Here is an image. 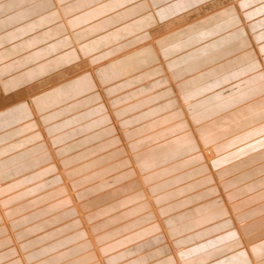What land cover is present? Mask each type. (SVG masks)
<instances>
[{
    "label": "crops",
    "instance_id": "0c3cea01",
    "mask_svg": "<svg viewBox=\"0 0 264 264\" xmlns=\"http://www.w3.org/2000/svg\"><path fill=\"white\" fill-rule=\"evenodd\" d=\"M146 1L0 0V109L19 103L23 118L0 135V156L29 162L36 146L43 159L3 183L0 201L29 188L11 206L34 213L64 200L63 180L104 264H264V0L240 10L231 0H172L171 16ZM194 143L212 148L208 170L191 158ZM10 216L0 213V264H21L3 224ZM33 223L19 240L42 228ZM64 263L74 264H52Z\"/></svg>",
    "mask_w": 264,
    "mask_h": 264
},
{
    "label": "rangeland",
    "instance_id": "374dc122",
    "mask_svg": "<svg viewBox=\"0 0 264 264\" xmlns=\"http://www.w3.org/2000/svg\"><path fill=\"white\" fill-rule=\"evenodd\" d=\"M242 1L243 0H231L228 6L234 5V6H237V8L239 9L238 3ZM253 1L257 2L256 0H253ZM213 12H216V11H213ZM210 14L211 13L201 14L198 16L199 18H197L196 20L203 21ZM240 16H241V13L238 16L239 22H240ZM77 45H78L77 42H74L72 44L73 47H77ZM263 70H264V66H263ZM18 107H19V103L13 106H10L8 108L0 109V135L1 136H7L8 130H10L9 128L17 125L23 119L22 117H20L19 113L16 112V108ZM179 107H180L178 108L179 113H181L182 110H184L185 112V104H183L181 100H179ZM13 118L14 120H12ZM149 138H151V136L148 138H144V139L147 141ZM43 142H44V147L46 149V153L44 157H47L49 161L54 162L55 161L54 159H56V155H55L56 152L53 151L52 141L49 138H44ZM153 144L147 147H150ZM194 145L198 148H197V151L191 155V158H195L201 161V164H204V167L208 170V166L210 162H212L214 159L210 160L206 151L212 150V148H204L202 147V145H199L196 143H194ZM17 146L22 147L23 141L21 140L17 142L16 144H12V142L11 144H6V147L8 149L7 154L15 150ZM177 146L178 145L175 143L170 144L168 146V149L163 154L165 156L170 155L172 151L177 149ZM123 147L124 149H126L125 151H127V157L129 161L132 163L133 171H135L138 177V180L141 181L144 177L142 173L143 168L139 165L136 166L134 162V158H133V155L137 152V150L134 149L133 143H130L129 147H125V146ZM35 150H36V146L30 148V151L33 153L32 155L34 157H32L29 162L23 161L24 155L26 154H19V152L14 153L11 158H9L10 156L4 157V158L3 156H0V192L3 190V183L9 182V180H12L15 178L22 177L24 174L28 173L29 171L35 170L43 165V159L41 158V156L38 155L35 157L36 155L34 153ZM1 158H3L2 159L3 161L1 160ZM15 159L17 161H12ZM12 162H16V163L11 165ZM207 176H209V174ZM174 177L175 175L173 176V178ZM16 184L20 186V181L18 180ZM60 184L66 188L65 198H63L64 200L61 199L52 206L45 205L43 207L45 208L44 210L43 208H38L37 210L33 211L34 213L28 212L25 214H19L20 212L23 213V210H24L23 208L27 209L25 203L22 206L20 204L21 202L15 203L11 206V203L15 202L19 196L23 198L25 197V193H27V195L31 193L32 191H30L29 188L21 189V191L19 192L20 194L14 199H7L3 203H1L0 201L1 207L6 206V209L2 207V210L0 211L1 215H5V212L7 211H8V215H11L9 219L3 220V224L7 230V233H6L7 238L10 239L11 244L13 245V247L16 249L18 253V255L16 256L18 257V262L19 263L21 262V264H28V262L22 261L23 255H25L26 259L30 261V264H34V262L38 264H52L54 261H62V262L71 261L74 264H80L81 262L82 264H86L89 262H92L93 264H104V259L102 258H104L105 256L100 251H99L100 253L98 252L99 246L95 243V238H96L95 235L89 231V225L87 222L88 218H87L86 213L81 210L79 203H75L74 198H73L74 193H72L71 190L68 189L67 183L61 180ZM141 189L144 192H146L145 186L144 187L141 186ZM145 196H146L145 198L146 201L149 202L150 201L149 195L145 194ZM221 206L223 207L224 205L222 204ZM41 209L42 211H40ZM153 212H156V211L153 210ZM63 216H64L63 220L59 221L60 217L62 218ZM195 219L196 217L193 216L191 218V221L193 222ZM156 221H157L156 223L160 224L159 223L160 220L157 219ZM33 222H35L36 224H34ZM32 223L34 224V226L41 225L42 228L38 229L36 233L33 236L27 238L26 241L23 242V240H19V238L16 236V233L19 232V230H22L23 228L28 229V227H30V224ZM194 223H199V221L194 222ZM69 224H71V226ZM162 224L164 226V221L161 222V225ZM69 231L71 232L69 233ZM105 235H107V233H105ZM38 237H41L40 242L33 243L32 241H34ZM69 238H74V239L69 240ZM54 240L58 242V245L60 243L59 247L62 246V248L58 247V249L56 250L54 249L55 247L53 248V246L49 245V244H52V241ZM45 245H49L48 248L50 250L49 249L47 250L45 248ZM33 246L36 248H31ZM86 246L88 247V252L86 255H84L82 254L84 251L83 248ZM20 247H24L25 249H29V250H26L25 252H19L18 248ZM53 250L55 251L51 252ZM31 251H34V252L32 253ZM81 251L82 253L78 255V253ZM33 255L39 256L40 258L36 260H32L31 256ZM84 257L86 258L87 262H84V259H83ZM49 258H51L53 261H49L48 260Z\"/></svg>",
    "mask_w": 264,
    "mask_h": 264
},
{
    "label": "bare ground",
    "instance_id": "6f19581e",
    "mask_svg": "<svg viewBox=\"0 0 264 264\" xmlns=\"http://www.w3.org/2000/svg\"><path fill=\"white\" fill-rule=\"evenodd\" d=\"M99 2V1H98ZM114 2V1H113ZM183 3V0H179V4L181 5ZM95 4V3H94ZM146 4L148 6H151V8L156 9V8H161L162 12L163 13H166L167 15H172L177 7H179L180 5H177L174 3V1L172 0H147L146 1ZM80 5V4H79ZM188 5V4H187ZM245 5V4H244ZM238 7L241 9V6H240V3H238ZM79 8V7H78ZM239 9V10H240ZM72 10V9H71ZM34 11V10H33ZM40 11V10H39ZM121 11V10H120ZM195 12V11H194ZM120 16H122V18L125 20L127 17H128V13L125 12V10H123L122 13L118 12ZM154 14H155V10H154ZM67 15V14H66ZM117 15V14H115ZM113 16L114 18H119V16ZM164 15V14H163ZM161 16V15H160ZM41 17V16H40ZM162 17V16H161ZM123 21V20H122ZM97 28V25H93V26H90L89 29H96ZM70 34V33H69ZM71 40V39H70ZM88 48V47H87ZM0 91H1V88H0ZM179 112V111H178ZM16 116V115H15ZM6 117V116H5ZM3 117V118H5ZM4 130V129H3ZM201 149V148H200ZM208 157L210 158V160L214 159L213 158V151L212 150H207L206 151ZM194 157V156H193ZM144 175V174H143ZM65 189V188H64ZM59 204V203H58ZM68 204V203H67ZM62 212V211H61ZM63 236V235H62Z\"/></svg>",
    "mask_w": 264,
    "mask_h": 264
}]
</instances>
